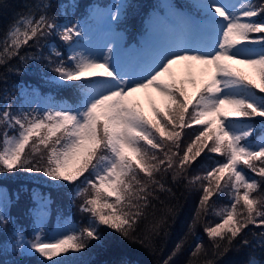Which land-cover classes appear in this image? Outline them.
<instances>
[{"label": "snow or ice", "instance_id": "6c2138e0", "mask_svg": "<svg viewBox=\"0 0 264 264\" xmlns=\"http://www.w3.org/2000/svg\"><path fill=\"white\" fill-rule=\"evenodd\" d=\"M60 7L58 17L52 0H26L0 35V179L35 174L56 191L70 188L65 194L82 222L54 233L38 223L29 238L13 221V197L0 186V248L38 254L41 264H63L72 252L104 248L111 234L151 247L174 215L175 205L166 203L177 199L173 189L195 185L199 200L186 236L195 235L214 199L227 193L229 200L212 209L218 222L204 224L212 257L204 264H222L230 252L249 246L248 225L264 226V95L255 91L264 94V0H197L202 20L170 4L181 22L178 35L135 66L121 62L118 33L99 51L90 35V21L101 17L109 27H120L135 8L131 0L106 12L82 0ZM181 61L188 62L187 81H178L173 72ZM195 64L204 66L207 78L191 75ZM235 64L256 68L259 82ZM29 67L45 84L70 86L75 97L40 103L37 88L28 82L9 86L11 75L22 76ZM185 83L192 85L191 95ZM148 88L164 98L163 108L153 105L151 116L133 99ZM193 126H199L196 134L182 148L184 130ZM208 154L223 159H214L203 174L190 175ZM30 200L27 211L38 221L54 202L51 192L35 190ZM253 235L264 247V231ZM183 245L182 238L160 264H172ZM201 255H209L202 240L186 264H197ZM241 264H264V258L249 253Z\"/></svg>", "mask_w": 264, "mask_h": 264}, {"label": "trees", "instance_id": "16d2710c", "mask_svg": "<svg viewBox=\"0 0 264 264\" xmlns=\"http://www.w3.org/2000/svg\"><path fill=\"white\" fill-rule=\"evenodd\" d=\"M162 0H131L135 5L132 12L126 21L121 24L120 29L124 33V44L128 45L131 41L135 40L137 33L141 28V21L143 17L147 16L155 4H158ZM173 2L182 5L188 11L198 15V9L195 7L193 0H172ZM26 0H0L2 6H0V35H2L3 29H5L12 21L13 16L23 7ZM69 2V0H52L53 8L52 12L60 17L61 4ZM82 2H89L91 0H82ZM253 4L260 3V0H251ZM200 16V15H198ZM63 19V17H61ZM72 18V17H68ZM78 18V16L76 17ZM45 55L48 54V49L44 48ZM235 67L240 69L238 64ZM242 70V69H240ZM243 71V70H242ZM245 73V71H243ZM246 75H249L246 74ZM14 81H26L38 90V96L40 97V103H44L47 99L51 98L57 103L70 102L75 97V92L70 86L66 88H59L52 91H46L44 82L40 79L38 73H36L32 67H29L27 72L22 76L11 75L9 77V86ZM0 87L4 85L0 84ZM257 95H264L255 90ZM134 100L136 98L134 97ZM137 101V100H136ZM35 107V105H33ZM256 123L259 125L260 120L257 118ZM199 126H193L190 129L184 130V143L181 144L183 148L187 142L194 138L195 129ZM257 137L260 135L257 131ZM174 150V149H173ZM214 159H223V157L216 156L215 154H208L202 157L199 164H197L190 175L203 174L206 170L205 166L211 167ZM247 171V169H245ZM249 175H252L249 173ZM29 176V177H28ZM36 177V178H35ZM35 178V179H34ZM39 179V180H37ZM0 185L7 188L8 192L13 197L11 201V211L13 221H18L19 225L29 234L32 226V215H29L27 209L31 204V193L33 190L36 192L52 193L53 203L48 210L49 218L47 220L48 227H52L53 223L57 219H64L71 217V221L76 223L82 222V216L77 211L76 205H72L68 196L64 192H59L53 189L50 184H46L41 179L40 175H29L27 173H19L16 176H9L0 179ZM199 185L189 186L187 189L181 187L176 191L177 199H166V203L169 206L175 205L174 215L169 220V226L166 229V234H162L158 237L151 247H144L139 243H131L126 240H122L119 236L111 234L108 244L104 248L93 247L92 249L83 253H76L71 256V264H110L111 261L120 259L129 260L132 264H160L162 259L167 258L176 244L183 238L184 245L182 250L173 257L172 264H186L189 253L198 241H203L208 256H199L195 258L197 264H204L208 259H211V244L208 237L203 231L204 224L208 221L218 222V218L213 214L212 209H220L229 202L227 193L220 199H214L211 208L207 216L203 217L201 222L197 223L195 227V235L188 234V225L191 223L194 214L196 213L197 203L199 200V193L196 191ZM69 189V188H68ZM71 191V189H70ZM17 192H19V200L15 199ZM79 203V201H77ZM12 225L9 224L8 228L11 229ZM264 231V226L248 225L245 230V237L251 242L249 246L242 248L240 252L235 250L230 252L227 256L223 257L222 264H241V262L247 259L249 253H253L258 258H264V247H260L257 244L258 236H254L253 233H259ZM0 262L2 264H13L14 261L22 262V264H41L42 260L39 255H22L19 251L8 250L6 246L0 248ZM5 259V260H4Z\"/></svg>", "mask_w": 264, "mask_h": 264}, {"label": "rangeland", "instance_id": "374dc122", "mask_svg": "<svg viewBox=\"0 0 264 264\" xmlns=\"http://www.w3.org/2000/svg\"><path fill=\"white\" fill-rule=\"evenodd\" d=\"M196 1L197 0H193ZM120 0H109L106 2V4H100L95 1L92 6L95 8L100 9L102 12H106L109 8L112 7L113 4L119 3ZM165 5L166 13L169 15L168 19L162 18V16L159 15L156 11H151L150 14L146 17V31H148L151 34V41H138L139 47L135 44H124V34L121 29H118L116 25H111L109 27V23L104 18H98L94 19L93 21L96 22L94 24V28L91 31V38L93 41V44L97 48V50L103 49V46L106 41H108L114 34H119L121 37H123V50L120 52V60L122 63H124L126 66H135L137 63L136 61V54L138 53L139 56L143 57V61L147 59V57L150 55V53L157 47L165 45L176 38L180 31L181 22L173 15V10L169 8V5H173L171 3V0H163ZM241 0H237V3H240ZM244 3H247L248 0H243ZM170 20H173L170 22ZM202 20V19H201ZM137 52V53H136ZM188 62L181 61L178 64L173 65V72L176 76V79L179 80H185L187 81L189 77V70L187 68ZM239 68L245 71V74H248V76L252 77L253 79H256L257 82H259V74L256 68H254L251 65L247 64H238ZM203 65L195 64L194 67L191 70V75L194 76L198 81L202 78H207L206 75L203 74ZM185 87L187 91L192 92L193 87L189 83H185ZM133 94V99H134ZM138 96L143 97L144 103L141 104V108L144 110V112L151 116L152 115V106L156 105L157 107L163 108L164 106V98L161 96L159 92H157L154 88H148V89H142L138 91ZM32 176V175H31ZM29 177V176H28ZM36 178V177H35ZM34 178V179H35ZM39 180V179H37ZM2 186V185H0ZM4 187V186H3ZM34 216V215H33ZM48 218V213L46 212L42 218V220H36L34 216L35 224L33 225L31 231L36 228L37 224L39 223L41 227L45 229L48 233H54L58 228L62 226H68L70 227L72 225V219L71 217L64 218V220H58L52 228H49L46 226V220ZM32 234V233H31ZM31 238V237H29ZM74 255V252L64 256L63 264H71L70 259L71 256ZM42 260L43 258L40 257ZM61 259V258H56Z\"/></svg>", "mask_w": 264, "mask_h": 264}]
</instances>
